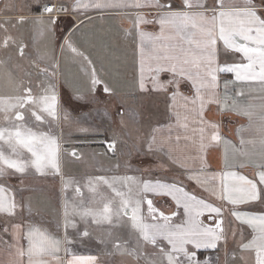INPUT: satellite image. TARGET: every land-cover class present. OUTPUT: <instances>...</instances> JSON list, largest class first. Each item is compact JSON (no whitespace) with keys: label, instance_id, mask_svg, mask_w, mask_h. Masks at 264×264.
<instances>
[{"label":"snow or ice","instance_id":"snow-or-ice-1","mask_svg":"<svg viewBox=\"0 0 264 264\" xmlns=\"http://www.w3.org/2000/svg\"><path fill=\"white\" fill-rule=\"evenodd\" d=\"M106 15L129 23L122 32L133 45L130 91L97 70L89 53L95 39L74 40L89 36L86 22ZM64 53L81 64L83 85L64 78ZM0 73L10 89L0 93V244L7 248L0 264H264V0H5ZM148 102L163 104L167 119L145 132L132 105ZM213 106L247 119L236 128L238 143L207 118ZM93 113L109 122L112 138L100 143L105 154L119 153L115 167L125 174L65 173V157L82 154L64 147V125L87 123ZM77 131L100 134L91 125ZM181 141L189 149L182 160L173 155ZM218 148L222 165L210 171ZM161 156L181 175L127 174L151 173L134 161ZM37 177L60 181L54 231L40 206L47 189L26 183ZM12 178L20 187L6 183ZM85 240L95 241L94 253L75 250Z\"/></svg>","mask_w":264,"mask_h":264},{"label":"rangeland","instance_id":"rangeland-1","mask_svg":"<svg viewBox=\"0 0 264 264\" xmlns=\"http://www.w3.org/2000/svg\"><path fill=\"white\" fill-rule=\"evenodd\" d=\"M93 26L89 27H96L98 23V19H93V21L89 24H93ZM88 24V23H86ZM85 24V25H86ZM98 28V27H97ZM101 32L97 30L92 34V36H88L87 38H93L95 39V47H89V53L92 57V59L96 63L97 70H99V67L101 68V62L104 61V68H106V75L104 76L105 79L108 81L111 80V85H113L114 81H116V75L114 74V70L116 68L113 67V64L115 62V56L116 53H119V51H115L111 47V39H104L101 36ZM105 33V32H104ZM104 33L102 35H104ZM90 35V34H89ZM111 35V34H110ZM80 35H76L74 37V40L80 44L82 40L86 39L83 38ZM108 38H113V36H109ZM62 40V38H61ZM114 42V39H113ZM42 47H51V44L49 41H45L41 45ZM106 46V47H105ZM125 48V46L123 47ZM128 50L130 49L129 45H127ZM121 49V48H120ZM116 52V53H114ZM103 57L102 60L98 59ZM97 57V58H95ZM60 69L64 73V78L68 79L69 81L83 85L87 77L85 75V72L83 71L81 64L77 61H74L72 59V56L70 53H64L60 57ZM122 71H125L124 68H122ZM109 75V77H107ZM123 75V72L120 74V78ZM123 77V76H122ZM125 82L123 83V85ZM9 86L7 85L6 79L4 78L3 74L0 73V93H4L9 91ZM69 91L68 89H64V102H65V107L71 111V114L73 118H77L80 116V111H72L73 105L69 102ZM135 109L137 111L142 112L143 116L140 117L144 123V128L143 131L147 132L149 128V120L150 117L148 116L149 113L146 112L147 109L145 108H140L139 105H136ZM86 111V110H85ZM148 119H147V118ZM127 119V118H126ZM147 120V124H145V121ZM157 120H154V122ZM159 122V120L157 121ZM156 122V123H157ZM91 125L93 128H99L100 129V134L99 135H87L85 136L84 134H81L77 131V128L79 126H84L88 127ZM108 129V131H105ZM60 130L57 129V132ZM63 134L65 136V143L64 147L70 152L73 148H75L79 153L82 154V159L77 161L71 156H66L64 159V171L67 175L69 176H75V177H81L86 174H93V175H105L106 173L104 172H109L106 175H112L114 171L120 172L119 175L125 174V168L120 167L119 169H116L117 163H123L122 159L118 160L119 153H117V156H111V154H105V145L101 144L100 141L104 140L105 138L111 139L112 138V132L110 130V125L107 120H104L102 117L97 116L95 113L90 117L89 121L87 123H84L82 125H76V124H71V125H64L63 128ZM95 154V155H93ZM157 160V158H155ZM153 161V160H152ZM150 165H146V167H149ZM134 167H140L142 170L145 167L144 165V160L141 162L140 160L134 161ZM156 168H161V169H168V165L163 162V160L159 159L157 160L155 164ZM171 168L169 167L168 170ZM123 170L124 172H122ZM173 172V171H172ZM127 174H132V175H141V173H135L129 171ZM143 174V173H142ZM144 178H149L150 175H143ZM146 176V177H145ZM5 181H0V183H4ZM27 182H32L36 184L43 185L47 189V195L45 196L44 199L41 200L40 206L46 209V214L49 213L51 217L56 216V210L59 205V198H60V181L59 178L52 179V178H47V179H41V178H29V181ZM7 184L9 183H18L19 187V181L15 178L8 179L6 181ZM24 196H27L28 193L25 192L23 194ZM20 198V195L17 196ZM80 244V243H79ZM77 244V245H79ZM83 244L89 246L90 248H94L95 241H89L85 240L83 241ZM95 249V248H94Z\"/></svg>","mask_w":264,"mask_h":264},{"label":"crops","instance_id":"crops-1","mask_svg":"<svg viewBox=\"0 0 264 264\" xmlns=\"http://www.w3.org/2000/svg\"><path fill=\"white\" fill-rule=\"evenodd\" d=\"M5 0H0V8L3 7ZM22 2V0H17V3ZM35 11V10H34ZM18 14H24L27 15V9H25L22 13L17 11L16 13H9V15L15 16ZM98 19V23L96 25V27H89V26H93V24H86L84 29H82L83 32L90 34V36H92V34H94V32H96L97 30L102 31L101 32V36L104 39H111V47L112 49H114L115 51H119V53H116L115 56V62L113 64V67L116 68V70H114V74L116 75V81H114L113 86L117 88L118 91H130V87L129 85L132 83V76L134 75V57H133V45L131 43V41H128L124 38L123 36V32L122 29L128 28L129 27V23L126 19H123L120 15H106V17L101 20L99 18H95ZM87 23V22H86ZM98 27V28H97ZM105 32V33H104ZM104 33V35H102ZM111 34V35H110ZM80 35V34H78ZM109 36H113V38H108ZM83 37V38H87ZM82 38V39H83ZM114 39V42H113ZM127 45H129L130 49L128 50ZM125 46V48H123ZM121 48V49H120ZM102 55H100V58L98 57V59L102 60L103 57H101ZM97 58V57H95ZM104 61L101 62L102 66V71L101 68L98 65L99 70L101 71V75L105 76L106 75V68H104ZM122 68H124L125 71H122ZM118 69V71H117ZM121 72H123V77L121 76L120 78V74ZM107 77H109L111 79V77L109 75H107ZM223 79H231V74H227L226 76L223 77ZM111 83V80L109 81ZM125 82V84L123 85V83ZM133 108L136 107V105H132ZM145 109H147L146 112L149 113V124L155 126L157 123V121L159 120V123L163 124L166 122L167 119V113L165 111L164 105L160 104L159 107L157 108L156 106H153V104L151 102H148L144 105ZM148 117V118H149ZM147 118V117H146ZM147 118V119H148ZM207 118L211 119V120H215L218 123H220V130L221 133L228 139L232 140L233 142H237L238 143V138L236 136V128L239 125H244L247 124V119L244 117H238L232 113H220L219 111H217V108L215 106H213L211 108V110L207 113ZM154 120H157L154 122ZM145 124H147V120H144ZM149 126V125H148ZM149 130V128H148ZM174 151H173V155L177 158V159H184V157L188 154L189 149L185 147L184 142L181 141L179 146L173 145ZM163 160V162H165L171 169H161V168H156L155 164L157 162V160ZM153 160V161H152ZM157 160L155 159V157H148L146 159H144V165L146 167V165H150L152 168V172L148 173V172H143V175H150V179H166L168 181L173 180L174 178L178 177L181 175V172L183 171L182 169H180L179 167H177L176 165L172 164L171 161L168 160L167 156H161L158 157ZM222 165V149H215L214 151H212L209 154V167H210V171H218L220 169ZM122 172H124L123 170H121ZM173 171V172H172ZM243 171L248 172L249 174L251 173V169H244ZM106 174H108L109 172H104ZM119 171L116 172L114 171L113 174H117L119 175ZM142 174V173H141ZM132 175V174H131ZM146 177V176H145ZM185 184H189L190 182L188 181H184ZM10 185H13L15 187L18 188V183H9ZM20 187V185H19ZM195 184H191V187L189 188V190H191L192 188H195ZM196 191L199 193L202 190L199 188H196ZM24 193H22L23 195ZM204 195H207L206 193ZM24 196V195H23ZM17 199H20L17 197ZM159 206V205H158ZM165 211H167V209H164ZM55 221H56V216L51 217L49 213H47L45 215V225L47 227H49L50 231H54L55 230ZM75 250L80 253V254H90V253H94L95 249L94 248H90L89 246L80 243L79 245L75 246ZM7 252V248L4 244H0V261H6L7 260V256L6 253Z\"/></svg>","mask_w":264,"mask_h":264}]
</instances>
